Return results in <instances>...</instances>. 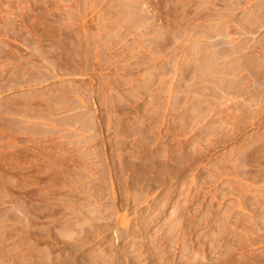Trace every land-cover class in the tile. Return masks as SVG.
Here are the masks:
<instances>
[{
	"label": "rangeland",
	"instance_id": "obj_1",
	"mask_svg": "<svg viewBox=\"0 0 264 264\" xmlns=\"http://www.w3.org/2000/svg\"><path fill=\"white\" fill-rule=\"evenodd\" d=\"M0 5V264H264V0Z\"/></svg>",
	"mask_w": 264,
	"mask_h": 264
},
{
	"label": "crops",
	"instance_id": "obj_2",
	"mask_svg": "<svg viewBox=\"0 0 264 264\" xmlns=\"http://www.w3.org/2000/svg\"><path fill=\"white\" fill-rule=\"evenodd\" d=\"M19 6L20 4L17 5V7ZM12 15L8 18L0 5V60L10 61L7 64L10 67H12V61H21L28 42L27 29L22 20L14 16L12 18ZM35 40L37 42L38 38L36 37ZM23 131L24 128L20 132L21 136L17 138L18 140L22 138Z\"/></svg>",
	"mask_w": 264,
	"mask_h": 264
}]
</instances>
